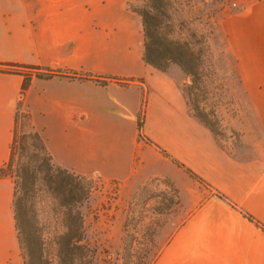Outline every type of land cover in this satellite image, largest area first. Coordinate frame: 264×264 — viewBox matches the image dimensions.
I'll return each mask as SVG.
<instances>
[{
  "label": "crops",
  "instance_id": "obj_1",
  "mask_svg": "<svg viewBox=\"0 0 264 264\" xmlns=\"http://www.w3.org/2000/svg\"><path fill=\"white\" fill-rule=\"evenodd\" d=\"M128 1L0 0V62L64 72L32 76L21 93L23 75L0 71V166L20 101L56 164L117 180L124 194L149 178L174 183L187 215L152 264H264L255 223L264 225V65L225 143L190 111L180 66L144 62L141 17ZM229 22L246 52L264 56V0H248ZM142 107L149 140L138 136ZM13 192V177L0 175V264H23Z\"/></svg>",
  "mask_w": 264,
  "mask_h": 264
},
{
  "label": "rangeland",
  "instance_id": "obj_2",
  "mask_svg": "<svg viewBox=\"0 0 264 264\" xmlns=\"http://www.w3.org/2000/svg\"><path fill=\"white\" fill-rule=\"evenodd\" d=\"M247 1L169 0L168 6L171 36L191 42L202 53L199 87L188 75L183 83L190 111L205 114L212 131L228 144L231 120L247 111L252 88L263 79V52H246L245 39L230 34L231 13L243 10ZM143 4L144 0H130L127 8ZM189 83L190 96L186 93ZM20 120L24 122L22 129L32 124L28 117ZM79 175L88 179L91 191L71 207L81 212L83 242L95 253L88 262L70 264H152L187 215L174 187L162 177L149 178L133 194H124L117 180H105L98 174ZM36 210L43 255L49 264H60L57 236L65 230L64 207L41 181ZM16 245L17 259L23 262L22 247L17 241Z\"/></svg>",
  "mask_w": 264,
  "mask_h": 264
},
{
  "label": "trees",
  "instance_id": "obj_3",
  "mask_svg": "<svg viewBox=\"0 0 264 264\" xmlns=\"http://www.w3.org/2000/svg\"><path fill=\"white\" fill-rule=\"evenodd\" d=\"M169 0H144L140 7L130 5L142 21L144 62L159 69L166 70L171 63H175L191 77L196 86L200 83V64L202 53L192 47L191 42L171 36L170 16L168 12ZM0 71L17 72L23 75L21 93L29 86L32 76L49 77L54 74H64L58 69L41 66L19 64L14 62H0ZM91 77V76H87ZM199 87V86H198ZM186 93L190 96V83L186 85ZM192 113L210 129L205 114L193 109ZM204 113V112H203ZM142 107L138 114V136L144 138L141 132ZM29 118L28 113L21 108L18 101L13 126L12 140L9 145V156L2 166L0 175H10L14 179L13 205L16 237L22 247L24 264H49L43 255V242L36 210V192L38 181H41L47 191L53 195L64 207L63 222L65 230L57 236V254L60 264H70L74 261L88 262L92 260L94 250L84 242V227L81 212L73 209L71 204H78L85 200L90 191L88 179L74 171L62 167L53 161L52 155L40 131L32 124L23 128L21 118ZM27 126V125H26ZM212 130V129H211ZM149 140L148 138H144ZM178 166L198 182L204 180L184 164L172 159ZM175 191L177 187L168 179ZM177 201V202H178ZM250 220L254 218L247 215ZM255 223L264 230V225Z\"/></svg>",
  "mask_w": 264,
  "mask_h": 264
}]
</instances>
